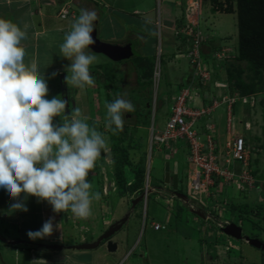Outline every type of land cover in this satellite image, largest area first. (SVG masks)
Returning <instances> with one entry per match:
<instances>
[{"label":"rangeland","instance_id":"374dc122","mask_svg":"<svg viewBox=\"0 0 264 264\" xmlns=\"http://www.w3.org/2000/svg\"><path fill=\"white\" fill-rule=\"evenodd\" d=\"M114 1V0H111ZM142 0H132L133 3H140ZM150 2L149 0H147ZM158 3V0H156ZM167 1V0H165ZM192 0L184 1L187 6L188 2ZM221 2H225V0H220ZM89 0L85 2H81L80 6H83L82 9H87L86 4L89 6ZM132 3V4H133ZM162 3V1H161ZM157 6L155 0H152L150 4L146 5L149 6ZM186 6V8H187ZM146 7V8H147ZM78 8V7H77ZM75 8L80 15V9ZM213 4L210 0L203 4V8L201 10L202 16H208L209 10H212ZM91 10V9H89ZM234 13L233 14H226L225 16V24L219 25L220 31H224V35L226 36L225 39H222V42H219L218 45L221 46L222 44L226 45L223 47L225 50L226 56L232 55L237 56L238 51V24H237V9L236 4H234ZM108 9L105 11L103 8L98 9V18H101V14H107ZM193 9L190 10V12ZM196 12V11H195ZM193 12L192 19L196 18V13ZM156 16V14H153ZM56 17L52 18L49 24H45L42 27L46 29L53 30L50 33V40L49 39H42L43 35L36 36L33 39L32 43H39L40 53H43L45 50L46 43L57 46L63 43L65 34L59 33L56 30L57 26L67 27L71 29V24L74 21L68 20H58L55 19ZM144 18V17H143ZM101 21V28L102 26V19ZM208 18L206 24L204 23V33L205 35H210L211 30L208 27ZM51 23L52 26H51ZM185 26V24H183ZM104 29V27L102 28ZM109 29L105 27V30ZM130 30V29H128ZM101 34V30H100ZM103 37V36H102ZM104 38V37H103ZM231 44V45H230ZM217 45V46H218ZM232 46V47H231ZM89 52H92L88 49ZM134 51H137V47H134ZM207 52L209 50L207 49ZM206 52V53H207ZM93 53V52H92ZM159 53V49L157 51ZM95 54V53H94ZM53 57H49L48 59L42 58V55L39 54V63L38 66L42 68H48L53 65H61L63 64L62 59H60V48H55L54 51L51 53ZM98 57V61L92 65H90V69H94L97 66H101L103 71L107 69H113L114 63L107 59L105 56L100 54H95ZM234 57L229 59L227 63L224 65V68L231 67V65L236 64L237 69L234 70L235 74L240 75L241 83L251 84V72L247 69V62H235ZM28 56L25 55V63L27 61L28 64ZM42 58V59H41ZM136 54L134 57L128 60L130 63L135 62L137 60ZM223 60V59H222ZM148 62V61H147ZM129 63V64H130ZM66 65H70L71 62L64 63ZM191 64V63H190ZM164 67V66H163ZM156 69V68H155ZM162 71L163 68L161 67ZM242 69L243 73L240 74L239 70ZM158 73H160L159 67L156 69ZM219 71V69H218ZM111 73L106 72V76H109ZM114 74V73H113ZM123 73H120V75ZM264 74V71H263ZM215 78V74L213 76ZM48 87H49V94L46 97L47 99H52L53 97H61V94H58V90L60 89V82L53 77H45ZM163 81V79H162ZM51 86L49 83H51ZM132 79H128L125 82L126 92H128V96L125 98L130 100L135 105V111H139L140 113L134 116V112L132 113H125L124 114V130H126V136L124 138L123 146L126 147L128 154H129V161L130 165L135 166L137 162L138 165H142L143 159L146 158L147 164L149 162V158H151V165L148 171V167L146 169V174H150V179L147 178L149 182V191L144 199L136 205L134 209H132V203L135 198L139 197L141 194L138 192H133L130 189V185L134 176V173L129 165H125L124 170V177L127 181V186L125 190H116L114 192L118 194L112 193L113 188H117L112 183L115 182V168L118 166L115 165V159L119 157L121 158V154H117L113 156L111 153L112 159L108 158L106 161L103 159L102 163L105 164L103 170V185H100L99 188L96 189L97 192H100L101 199L100 203H96V213H98V218L96 224L92 225L90 220H88L89 224L87 226V231L82 232L79 229L71 230L70 234H66V240L68 239L69 242L72 241H79L80 239H86V242H93L96 240L98 236L105 232L111 224L114 223L115 220H119L124 218L126 215H130L129 221L123 226V228L118 231L113 237L115 242H118V249L116 252L109 253L106 246L102 245L97 249L94 250H48L44 249L40 250L46 256V261L41 260L40 264H211V260L203 259L204 254H210V257H218L217 260L221 259L220 264H257L255 260H258V255L261 254L262 251L256 249L250 245L244 244L243 241L235 240L226 234H224L217 223L214 220H205L203 217L197 216L193 213L188 211L184 202L179 200L182 198L172 199L171 194L168 192L156 191V186L164 187L165 184V165L169 161L171 164V171L174 169V165L177 161L181 164V174L180 175V185L179 191L183 192L187 199L191 202H198L197 205L193 204L195 209H198L200 206L205 208V211L209 212V206H212L213 216L217 219L219 218L222 223L226 221H233L236 224H242L244 228V232L247 236H262L264 240V225L260 223L257 225V219L254 217L253 214H250L246 209L254 208L257 209V204H259L260 208L263 206L264 203V185L263 182L256 183L254 185H249V183H244L243 179L238 177L234 180L237 182L229 181L225 182L224 178L219 179L218 182L214 183L211 186L216 187V191H213L214 188L209 186L208 191H206V195L198 192L195 190L192 184L187 185L188 181L186 179L187 167L191 168L192 164L189 162L188 156L189 151L188 148L182 147L179 148L181 145V141H177V146L175 144L171 145L170 147H166L164 145H157L153 147L150 153V143L149 139V132L148 127L151 125L153 118L156 119L155 126L160 127L163 130L166 126L169 114L163 116L161 112H156V108L154 111L153 108V101L150 97L140 95L139 93L134 94L131 97L132 89L134 86ZM107 84V83H106ZM135 84V82H134ZM98 85V84H95ZM99 85L104 86L103 83H99ZM117 87V85L115 86ZM211 87L214 88V82H212L207 88ZM224 88H227L224 87ZM229 88V87H228ZM260 90L258 93L252 96L243 97L247 98L248 102L244 103L243 99L240 97V93L236 91L234 95V104L232 105V113L234 124L236 123L237 133L240 135H244L245 138L249 139V148L250 154L249 156V166H250V175L253 176L254 180L255 177L263 178L264 180V147L261 149V144H264V80L262 85H260ZM125 89V87H124ZM73 90V89H72ZM71 90V91H72ZM163 90V82H161L159 91ZM137 91V90H135ZM58 92V93H57ZM86 93V95L84 94ZM113 96L117 93L118 95H123V90L120 92H116L115 90L112 92L110 91ZM78 94V93H77ZM75 94V95H77ZM82 95L83 97L87 98V90L81 92V97H77L79 102H81ZM95 95V94H94ZM133 95V94H132ZM153 93V97H154ZM207 98L210 99L211 95L207 93ZM202 97V96H201ZM69 99L73 98V94L71 93V97L68 96ZM94 96V104H95ZM131 98V99H130ZM219 101L222 102L223 96H218ZM83 100V99H82ZM73 101V99H72ZM70 100V103L72 102ZM109 102V100H108ZM103 103V102H102ZM104 106V103H103ZM227 108L226 106H224ZM102 108V107H101ZM99 110V106H97ZM248 114L249 122L246 123L244 119V115ZM92 115H96L95 111H93ZM107 116V115H106ZM106 116L104 120H96L92 118L86 121L90 126L97 127V130L103 133L104 135L110 131V128H107L106 125ZM163 116V117H162ZM63 116L54 118V122L59 124L62 123ZM245 123L247 124L245 126ZM113 125L112 127H114ZM115 129V127L113 128ZM153 127L151 128V132ZM158 129V128H157ZM245 129L247 130L245 132ZM250 129V133H248ZM113 133H117L118 136H121L119 130L114 131ZM260 134V135H259ZM111 136V131H110ZM151 136V134H150ZM223 143L222 146L225 145V139L221 138ZM235 138H232L234 140ZM263 139V140H262ZM263 141V142H262ZM260 144V145H258ZM110 146H111V139H110ZM174 147V148H173ZM179 148V149H178ZM165 151V153H164ZM100 158L97 160L99 161ZM133 162V163H132ZM240 162V161H238ZM135 163V164H134ZM137 165V166H138ZM241 166V164H238ZM183 176V177H182ZM185 176V177H184ZM183 179V180H182ZM151 180V182H150ZM97 186V183H96ZM102 186V187H101ZM114 186V187H113ZM167 186V185H166ZM262 187V190L259 189ZM171 188V187H170ZM210 189V190H209ZM259 189V190H258ZM168 189H166L167 191ZM166 194H168L166 196ZM209 197V198H208ZM258 202V203H257ZM110 205V210L108 211V206ZM169 205V206H168ZM200 205V206H199ZM99 208V209H98ZM222 208L226 211H230L228 214L225 212H221ZM216 210V211H215ZM100 211V212H99ZM109 214H108V212ZM220 212V213H219ZM218 213V215L216 214ZM262 214V212H261ZM225 215V216H224ZM259 217V221H260ZM224 220V221H222ZM77 221H81V218H77ZM159 223L161 226L165 228L156 231L152 225V223ZM109 223V224H108ZM221 223V224H222ZM256 226H254V224ZM108 225V226H107ZM5 226V223H4ZM23 231L28 232L23 226L20 224ZM19 227V226H18ZM251 227V228H250ZM255 229L254 232L251 234V230ZM260 231V232H259ZM59 233L58 231L56 232ZM249 233V234H248ZM91 240V241H89ZM210 241V242H208ZM0 244L4 245L0 242ZM235 244H239V246H235ZM211 246L214 251L211 253L209 252V248L205 249V246ZM217 245V246H216ZM229 245H233V249H227ZM25 248V247H24ZM75 251V252H74ZM85 252L84 254L80 253ZM55 252V253H54ZM222 252V253H221ZM3 251L0 250V254ZM18 253V255H16ZM203 254V256H202ZM215 254V255H214ZM219 255H221L219 257ZM208 257V255H207ZM262 259H264V253H262ZM7 260V261H6ZM29 260L32 261L31 255L28 254L26 251L17 252L15 249L11 250V254L8 257L6 255L5 263L6 264H30ZM39 260V259H37ZM216 261V259H215ZM0 259V264H5ZM262 263V262H260Z\"/></svg>","mask_w":264,"mask_h":264},{"label":"crops","instance_id":"0c3cea01","mask_svg":"<svg viewBox=\"0 0 264 264\" xmlns=\"http://www.w3.org/2000/svg\"><path fill=\"white\" fill-rule=\"evenodd\" d=\"M85 1L86 0H0V17L11 20L14 23H17L22 29L25 24L28 25L27 39L23 41V44L26 49V55L29 57L28 64H30L33 61H35L38 64L40 59L39 54L42 55V58L44 57L45 59H48L49 57H53L51 53L54 51V49L59 48V43L57 46L53 45L52 43L50 44L46 43L44 52L40 53L39 45L41 41L35 44L32 43L33 39L39 35H43L42 36L43 38H40V40L44 38L50 40V33L53 30L46 29L42 26L45 24H49L50 23L49 21L54 17H56L55 19L58 20H65V21L68 20V23H70V21H74L76 18H78V14H79V12L75 8L78 7L81 10L83 6H80V4L81 2H85ZM149 1L152 2V0ZM184 1L186 0H167V1L158 0L157 3V1L155 0L157 6L155 5V6L147 7L146 5L150 4V2H148L147 0H142L140 3H133L132 0H114V1L89 0L90 2L89 6L88 4H86V7L88 10L91 9L96 11L97 16H98L99 8H103L105 11L108 9L107 14H101L102 17L98 18L95 21L98 22V37L100 38V40L113 44L121 43V42H131L133 52L134 54L138 55L137 57L140 58L141 62L130 63L128 60H130L134 56L122 62H114L106 57L107 59H109L114 63V66H112L113 69H107L103 71L101 66L95 65L96 67L94 69H90V73L95 78L96 81L95 84L98 85L87 86L84 89L69 87L65 83V77L68 75L65 69L66 66L69 65H66L64 63L71 61L64 58L62 55H60V59H62L63 62V64L61 65H53L48 68H44L43 66L42 68H40L38 66L41 75H44V77L51 76L60 82L59 84L60 89L58 90L59 93L58 92L57 93L61 94L62 99H65L66 97L68 99V109L66 110L67 112L65 113V115L70 114L73 108L79 107L82 111V115L88 117L87 120L88 122L92 118H95L97 121L104 120V117L107 115L105 101H108V96L110 95V89H112L117 85V88L120 87V89L123 90L124 97L126 98L128 96V92L125 91L127 90L125 86L126 85L125 82L128 81V79H132L135 82V84L134 82L132 84L134 88L132 89L133 91L131 93V97L134 96V94L136 93L137 94L139 93L144 97L145 96L150 97V100L151 98L153 100L152 102H153L154 111L155 108L157 109V106L159 104V106H161L162 109L161 113L163 114V116H165L166 114H169L170 116V107L175 97L177 96V94L180 93V91L183 88L188 86V84L193 79V67L190 64V61L187 57L188 43L185 37L182 34H179L180 33L179 31L182 29V26H180L181 25L180 17L183 6L186 4ZM62 12H68V15L65 18H62L61 17ZM154 13L156 14V16L153 15ZM226 14L228 13H222L219 11L213 12L212 10H209V15L207 17L204 16L205 24L208 18V22H207L208 27L213 30H211L210 35L208 34L206 35L208 40L203 46V54L204 56H206V60L208 59L206 61L207 66L208 64H210L212 67L214 66V69L215 68L217 70L219 69V71H215V81H218L223 84H227V88L214 87L215 89H212L211 87L209 88L206 87L203 91L202 97H199L198 99L196 98L194 104H192L195 108L206 107L212 103V99L218 98V96L220 97L221 95L223 96V100H222L223 103L214 110L212 115L202 118L198 123L201 135L205 133L206 127L208 125H214L215 126L214 134L216 136V140L221 146L223 143L221 138H224L226 143L229 139L235 138L241 134V133L240 134L237 133L236 123L234 124V119H233L234 116L232 113L233 108L230 109L228 106L229 103L225 101L226 98L228 97L232 98L231 92L228 88L229 83L227 78L228 77L227 72L223 66L225 63L221 64V66H218L215 62L213 65V57H211V55L216 50H219L222 47L226 46L224 44H222L221 46L218 45L219 42H222V39L226 38V36L224 35L225 32L220 31L221 29L219 28V25L221 26L222 24H225V17L223 16H225ZM229 14H233V13H229ZM100 19H102V26L104 27V29H102L103 27L101 28ZM52 24L53 23H51V26ZM105 27H108L109 29L105 30ZM54 30H56L59 33L65 34L71 29L69 28V26L67 27L57 26L56 29ZM100 30H101V34H100ZM153 33H156V35H154ZM134 47L135 48L137 47L136 52L134 51ZM158 49H159V53H157ZM207 49L209 50V52H207ZM158 67L160 73H159V78L155 83L154 73H155V68ZM161 67L163 68V71ZM106 72L111 74L109 76H106ZM53 73H57V75L53 76L52 75ZM120 73L123 74L120 75ZM161 82H163V90L160 92L159 89ZM99 83L100 84L103 83L104 86L99 85ZM51 84L52 82L49 83L50 86ZM85 90H87V96H86L87 98L83 97L84 95H82L81 102H79V99L77 100V97L79 96L81 97V92ZM71 93L73 94V98H72L73 101L72 99L68 98V96L71 97ZM153 93L155 95L154 97H153ZM207 93L211 95L210 99L207 98L208 97ZM84 94L86 95L85 92ZM94 94L96 95L95 104L93 101L95 96ZM154 98H156V101L154 100ZM70 100L72 101L71 103ZM102 102L104 103V106ZM97 106H99L100 108L99 110L97 109ZM224 106H226L227 108H225ZM93 111H95L96 115H92ZM139 113H140L139 111L134 112V116L136 117V115H138ZM229 117H231L233 120L231 122L233 131L231 130V127L228 128ZM244 117L247 118L244 119L246 123L249 122L247 121L248 114L245 113ZM155 122L156 119L153 118L151 125L147 128L149 132V137H151L150 134H151V128L153 127V123H154V128L157 131H162L159 126L158 127L155 126ZM231 131L234 132V134L230 135ZM246 131L247 130L245 129V132ZM248 131H249L248 133H250V129ZM104 136L108 140L109 151L106 153L102 152L101 156L99 157L100 158L99 161L98 160L96 161L95 167L92 170H90V174L87 177V180L92 184V189H91L92 192H97L96 189L99 188L100 185H103V180H104L103 170L105 164L102 163L103 162L102 160L104 159L106 161L109 158L108 153L112 152V146H110V131H108L107 134H105ZM245 139L247 144L249 145V139L247 137ZM149 143H150V139H149ZM174 144L175 146L178 147L177 142ZM185 146L188 148L186 143L184 141H181V145L179 148ZM263 147L264 144H261V149ZM138 163L139 162H137L135 166L130 165L131 169L135 168L138 165ZM168 163H169L170 172L172 174L175 170L176 167L175 165L176 164L178 165V170H179L178 186H179L181 182L180 175H182L180 169L181 164L179 161H177L174 165V169L171 171V164L169 161ZM238 164L241 163L236 162V164L231 166V169L239 172L241 166H238ZM150 165H151V158H149L148 164L146 162V169L148 167V171L150 169ZM193 170H194L193 164L191 168L187 167V173H186V179L188 181L187 185H189V180ZM147 178L150 179V174L145 175L144 187L147 186V184L149 183L147 181ZM214 181L215 183L218 182L219 178L214 177ZM233 182H237V181L235 180ZM255 182L256 183L263 182L264 185L263 178L255 177ZM112 184L116 186L115 182H113ZM166 185H164V187L168 190L162 192H168L169 194L172 195L171 196L172 199H177L176 197H174V193L170 188L172 187V178H171V184L169 185L166 184ZM159 187L156 186L155 188L156 191L158 190L160 192V190L158 189ZM211 188H214L213 191H216V187L211 186L210 189ZM115 189L118 190L117 188L114 187L112 193L118 194L116 193L117 191L114 192ZM259 189L262 190V187H259ZM198 192H201L206 195V193L202 191H198ZM167 195L168 194H166V196ZM19 200L20 202L24 203L27 206L28 208L27 212L11 210L10 206L13 203H16L17 201L13 200L9 196L6 189L0 188V242L4 244V245L0 244V250L3 251V253L0 254V259L3 261V263H5L6 255L8 257L10 256L12 249H15L17 252L18 251L28 252V254L31 255L33 260L39 259L46 261L47 260L46 256L43 254V252H40V250L43 251L44 249L54 250L47 248L46 246H58V245L62 247L65 246L63 248L64 250L71 251L73 249H69L66 247H70L75 244H81L86 242V239L83 238L80 239L79 241L74 240L72 242H69L68 239L66 240L65 237L66 234L68 233L70 234V229L72 231L73 230L77 231V229H79V231L86 232L87 226L89 224L88 220H90V223L92 225L96 224L98 218V213L96 212L98 211H96L95 205L96 203H100V200L93 201L91 205L92 215L88 218H81L82 222L81 221L79 222L77 221L78 217L74 216L70 210L67 212L62 211L60 213H56L53 211L52 206L47 201H41L35 196L22 193ZM179 200L184 202V205H186L188 211L190 210L191 213H193L192 210H196L197 212H200L201 215L205 214L206 218L203 219L209 221L214 220L217 223L218 227L222 223L219 218L217 219L215 216H213L215 213H213L214 210H212L213 209L212 206H209L208 208L209 212H208V211H204V208L201 207L200 205L198 209H195L193 204L197 205L198 207L199 204L198 202L197 203L194 201L191 202L188 199L187 200L179 199ZM110 208L111 207L109 205L108 211L110 210ZM246 210L250 214H253L252 208L249 209L247 208ZM221 212L222 214L223 212L226 213V211L223 208ZM229 212L230 211H227L226 214H228ZM216 214L218 215V213ZM49 218H53L54 225H59V227L54 230L51 236L45 237L44 239H36V240L30 239L27 236V232L23 231L22 227L20 226V224H23L24 225L23 227L27 231L30 230L37 231L42 228L44 222L47 221ZM230 222L234 223L233 221ZM240 226H242V224ZM107 229H105V231ZM57 231L59 232L58 234L56 233ZM156 231H160V230H156ZM243 232H244V228H243ZM253 232L254 231L251 230V234ZM244 234L247 233L244 232ZM238 241L245 242L244 244L245 246L250 245L245 240H238ZM115 243L117 244V249H118V242ZM211 246L212 245L205 246V249L209 248L210 253L214 251L213 248H211ZM235 246H239V244H235ZM227 249H233V245L232 246L229 245ZM81 251H85V250H81ZM81 251L79 252L82 254L85 253ZM262 253L263 252H261V254L258 255L259 257L258 260H255L257 264H261L260 262L262 259ZM16 255H18V253ZM207 255L204 254L203 256L202 254L203 259L205 260L208 258L209 260L212 259L211 264L221 263V259L217 260L218 257L214 258V257H210V254ZM220 256L221 255H219V257ZM32 261L29 260V263ZM41 262L42 261H40V263Z\"/></svg>","mask_w":264,"mask_h":264},{"label":"clouds","instance_id":"9594fccd","mask_svg":"<svg viewBox=\"0 0 264 264\" xmlns=\"http://www.w3.org/2000/svg\"><path fill=\"white\" fill-rule=\"evenodd\" d=\"M97 19L96 11L81 9L59 45L60 54L71 61L65 69V83L69 87L84 89L96 83L90 65L98 57L88 49L95 44L92 33ZM27 28V24L22 29L0 17V188L17 201L10 206L13 211H28L19 200L24 193L47 201L56 213L70 210L78 218H88L93 201L102 197L100 192L91 191L87 177L102 152L109 151V143L103 133L86 122L88 117L82 115L79 107L65 115L68 100L46 98L49 87L38 64L25 63L23 41L27 39ZM105 107V126L115 125L114 131H123L124 114L135 111V105L123 95L112 102L105 101ZM61 116L62 123H55L54 118ZM148 188L147 184L144 192ZM226 222L219 225L220 230L231 223ZM58 227L49 218L41 229L30 230L27 236L32 240L44 239ZM40 261L33 260L31 264Z\"/></svg>","mask_w":264,"mask_h":264},{"label":"built area","instance_id":"2783aa9c","mask_svg":"<svg viewBox=\"0 0 264 264\" xmlns=\"http://www.w3.org/2000/svg\"><path fill=\"white\" fill-rule=\"evenodd\" d=\"M203 8V0H192L188 2L186 8V23L179 31L187 43V57L193 67V79L180 91L175 97L171 105V114L167 120L166 126L162 131H157L153 127L150 138V153L155 146V143L170 147L177 141H184L188 146L189 162L193 164L194 170L191 173L189 185L192 184L196 191L206 193L209 186L215 183L214 177L219 179L224 178L225 182L235 181L234 179L240 177L244 183L253 185L255 180L250 175L249 154L250 148L246 142L244 135L235 137L234 140L229 139L224 147L216 140L215 126L208 125L205 133L201 135L199 129V122L202 118L212 115L214 110L218 108L223 102L218 98L212 99V103L206 107H194L196 98L202 96L204 89L214 82L215 87H226L227 84L215 81L214 71L203 64L201 51V32L200 26L202 21L201 10ZM193 11L190 12V10ZM196 11V12H195ZM196 13V18L192 19V13ZM68 12H62L61 17L65 18ZM229 56V55H228ZM228 56L225 50L221 48L214 54L216 64L221 66ZM223 59V60H222ZM159 78V73L155 71L154 81ZM195 81V82H194ZM156 101V98H154ZM229 103V108H232L235 99L228 97L225 100ZM243 102L247 103L248 99L243 98ZM232 118H228V128L231 125ZM230 133L234 134V132ZM240 161V171L237 172L231 169V166ZM228 223V222H226ZM155 230H162L165 227L159 223L152 224ZM223 226V224H221Z\"/></svg>","mask_w":264,"mask_h":264},{"label":"trees","instance_id":"16d2710c","mask_svg":"<svg viewBox=\"0 0 264 264\" xmlns=\"http://www.w3.org/2000/svg\"><path fill=\"white\" fill-rule=\"evenodd\" d=\"M208 0H203V4L207 2ZM213 4L212 11L213 12H222V13H234V4H236V15H237V24H238V51L237 56L229 55L223 63H227L229 59H232L234 57L235 62H247V69L251 72V75L249 78H251V84L241 83L240 75L235 74L234 70L237 69V65L233 64L231 67H227V78L229 83V90L231 92V96L234 97L236 91H238L240 94V97H248L255 95L260 90V85H262V82L264 80V0H225V2H221L220 0H210ZM186 6L185 4L182 9L181 13V25L183 27V24L186 23ZM204 23L205 19L202 16L201 26H200V32L202 37V60L203 64L207 66V60L206 56L203 54V46L207 42L208 38L206 37L204 33ZM223 48V47H222ZM220 50V49H219ZM216 50L211 57H213V65L215 63L214 54L217 52ZM138 56V55H136ZM135 61L141 62L140 58ZM209 63V62H208ZM142 64V63H141ZM224 64V65H225ZM223 65V66H224ZM208 68L212 69L213 71H217V69H214V66L212 67L210 64H208ZM240 74L243 73L242 69L239 70ZM109 86V85H107ZM111 87V85H110ZM187 87V86H186ZM107 88V87H106ZM113 87L110 89L115 90L116 92H120V87ZM184 89V88H183ZM182 89V90H183ZM112 95V97H111ZM117 93L115 96L110 93L108 96L109 102H112L117 96ZM152 102V101H151ZM161 106H157L156 112H161ZM170 114H171V107H170ZM115 127V126H114ZM114 127L110 128L111 131V146H112V153L113 156L117 154H121V158L119 157L115 159V165L118 166L115 168V184L117 186L118 190H125L127 186V181L124 177V166L129 165V154L126 149V147L123 146L124 138L126 136V130L123 129V131H119L121 136H118L117 133L114 132ZM206 134V133H205ZM146 158L143 159V164L136 166L135 168H132V171L134 173V179L131 182L130 189L133 192H138L139 194H142L144 192V181H145V175H146Z\"/></svg>","mask_w":264,"mask_h":264},{"label":"water","instance_id":"95a60500","mask_svg":"<svg viewBox=\"0 0 264 264\" xmlns=\"http://www.w3.org/2000/svg\"><path fill=\"white\" fill-rule=\"evenodd\" d=\"M94 32L92 33L93 38L95 39V44L89 46V49L95 53L103 55L110 60L114 62H122L125 60L130 59L133 55V49L131 42H121V43H108L100 40L98 37V22H94ZM66 100L67 97L65 98ZM108 157L112 159L111 153H108ZM175 170L173 174L170 172L169 163L167 162L165 165V184H171V178H172V187L171 190L174 193V197L176 198H182L184 200H187V196H185L184 193H181L178 191L179 189V176H178V165H175ZM160 191H165V187H159ZM162 189V190H161ZM146 191L141 194L139 197H137L133 203H132V209L136 207V205L141 202L145 195ZM194 214H197L203 218H205L204 215H201L200 212H197L195 210H192ZM130 218V215H126L124 218L120 220L114 221L113 224H111L108 229L101 234L96 240L93 242H84L81 244H75L70 247H66L73 250H94L102 246V242L106 241L104 244L108 250V252H116L117 250V244L113 242L111 237H113L118 231H120L123 226L128 222ZM224 234L227 236H230L236 240H246L251 246L255 247L256 249H264V244L262 241L254 238H250L249 236H246L243 234V228L236 223H230L227 224L224 228L221 229ZM47 248L54 249V250H62L64 247L62 246H46Z\"/></svg>","mask_w":264,"mask_h":264},{"label":"flooded vegetation","instance_id":"af4514ba","mask_svg":"<svg viewBox=\"0 0 264 264\" xmlns=\"http://www.w3.org/2000/svg\"><path fill=\"white\" fill-rule=\"evenodd\" d=\"M256 208L257 209L252 208V211H253L252 213H253L254 217H256V219L258 220L257 221V225H259L260 223H263V225H264V203H263V206L261 208H260L259 204H257V207ZM261 212H262V214H261ZM259 217L261 218L260 221H259ZM253 224H254V226H256L255 223H253ZM254 230L255 229H252V231H254ZM255 235L256 234L254 233L252 237L250 236V238L258 239V240L262 241L263 244H264V240H263L262 236H255ZM113 238L114 237H111L110 240L114 241ZM105 243H106V241H103L102 242V245H104ZM259 250L264 253V249H259ZM261 262H262L261 264H264V259H261Z\"/></svg>","mask_w":264,"mask_h":264}]
</instances>
